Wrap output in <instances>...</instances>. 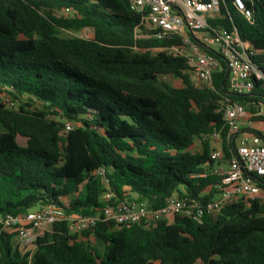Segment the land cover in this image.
I'll list each match as a JSON object with an SVG mask.
<instances>
[{
    "label": "trees",
    "instance_id": "trees-1",
    "mask_svg": "<svg viewBox=\"0 0 264 264\" xmlns=\"http://www.w3.org/2000/svg\"><path fill=\"white\" fill-rule=\"evenodd\" d=\"M246 2L250 18L223 0L209 23L236 27L264 75V0ZM141 24L130 0H0L1 213L59 204L67 214L97 215L109 187L154 208L174 194L217 196L215 171L234 153L223 101L264 121V77L234 93L222 60L214 85H199L187 58L166 49L181 38L144 37ZM243 131L264 140L262 129ZM216 132L222 159L212 157ZM32 246L20 249L13 234L0 233V264H264V202L231 204L202 221H100L82 232L66 219Z\"/></svg>",
    "mask_w": 264,
    "mask_h": 264
},
{
    "label": "built area",
    "instance_id": "built-area-1",
    "mask_svg": "<svg viewBox=\"0 0 264 264\" xmlns=\"http://www.w3.org/2000/svg\"><path fill=\"white\" fill-rule=\"evenodd\" d=\"M133 10L142 13V24L138 30L145 31L144 37L159 40L181 38L180 43L167 47L188 60L193 79L197 84L212 87L214 73L226 62L229 72V90L249 93L255 87V77L262 78L250 57V44L244 41L238 29H227L210 25V19L221 12L223 0H130ZM236 9L251 17L252 10L246 0H233ZM213 47L219 54L209 53L203 47ZM233 137L234 153L227 161V167H218L216 173L222 181L216 185L217 196L203 202L195 197L178 194L167 198L159 208L147 202L120 199L109 187L104 192V205L97 215L67 214L64 206L49 204L25 214H3L0 212V233L13 234L14 244L20 249L33 247L37 237L44 235L61 220H69L72 232L93 229L100 221L124 224L150 225L160 220L172 221L176 215H185L202 221L203 217L218 213L228 205L238 202L248 204L253 200L264 202V140L261 135L243 131L244 121L252 127V114L245 104L223 101L221 107ZM260 111L259 114H262ZM72 127L67 124V129ZM212 157L222 159L225 152L220 133H214ZM103 175L105 169H99ZM106 182H108L106 180Z\"/></svg>",
    "mask_w": 264,
    "mask_h": 264
},
{
    "label": "rangeland",
    "instance_id": "rangeland-1",
    "mask_svg": "<svg viewBox=\"0 0 264 264\" xmlns=\"http://www.w3.org/2000/svg\"><path fill=\"white\" fill-rule=\"evenodd\" d=\"M248 1H250V0H248ZM69 33H74V32L73 31H69ZM80 34L87 35V34H89V32L88 31H82V32H80ZM167 79H169L174 85H179V84L182 83L181 80H177L174 77H167ZM262 111H263V114H264V104L262 105ZM255 125H256L257 128L264 129V122H262V121L261 122L260 121L255 122ZM19 140H20V142H25L24 138H22V137H19ZM199 146H200V142H199V140H197L195 145L193 146V148L196 149Z\"/></svg>",
    "mask_w": 264,
    "mask_h": 264
},
{
    "label": "crops",
    "instance_id": "crops-1",
    "mask_svg": "<svg viewBox=\"0 0 264 264\" xmlns=\"http://www.w3.org/2000/svg\"><path fill=\"white\" fill-rule=\"evenodd\" d=\"M250 114H252V113L250 112ZM252 116H253V114H252ZM251 120H252V118H251ZM260 122H261V121H260ZM262 122H264V121H262ZM244 123H245V125H244L243 129L250 128V126L247 124V121H244ZM252 127H256L254 121H253V125H252ZM256 128H257V127H256ZM259 129H262V128H259ZM262 130L264 131V129H262ZM218 167L226 168V167H227V164H221V165L218 166ZM152 264H160V262H159V261H154Z\"/></svg>",
    "mask_w": 264,
    "mask_h": 264
}]
</instances>
